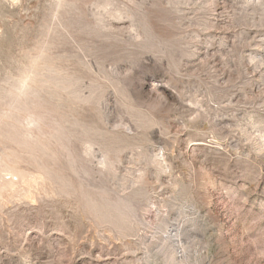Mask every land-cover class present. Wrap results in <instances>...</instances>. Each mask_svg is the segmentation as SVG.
I'll use <instances>...</instances> for the list:
<instances>
[{
  "label": "rangeland",
  "instance_id": "1",
  "mask_svg": "<svg viewBox=\"0 0 264 264\" xmlns=\"http://www.w3.org/2000/svg\"><path fill=\"white\" fill-rule=\"evenodd\" d=\"M0 264H264V0H0Z\"/></svg>",
  "mask_w": 264,
  "mask_h": 264
}]
</instances>
